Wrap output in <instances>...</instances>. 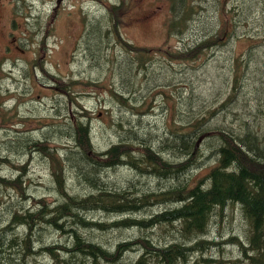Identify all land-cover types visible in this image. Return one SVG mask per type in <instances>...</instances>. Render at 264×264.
<instances>
[{"label":"trees","instance_id":"obj_1","mask_svg":"<svg viewBox=\"0 0 264 264\" xmlns=\"http://www.w3.org/2000/svg\"><path fill=\"white\" fill-rule=\"evenodd\" d=\"M217 1L222 2L223 11L232 4V0ZM170 9L167 30L179 35L188 29L190 20L204 8L201 0H171ZM126 11L125 3L109 6L108 16L115 31H110V36L104 40L108 51L114 40L112 44L119 47V52L124 50L131 57L132 62L125 61L121 65L127 66L126 69L119 68V83L115 87L114 79L109 84L101 79L78 82L94 87V94L98 92L106 99L109 96L112 102L124 108L122 110L136 118L144 116V119L140 121L126 114L121 119H114L120 140L102 152L94 149L90 137L91 118L85 117L88 111H84L82 106L78 109L73 105V111L78 115L70 133L73 147H62L59 154L48 146L49 137L38 139L28 136V131L24 130V143L15 144L17 147L7 149V153L16 157L24 154L27 161L28 156L43 159L50 166L56 195L62 198V202L58 203L57 197L54 200L46 196L36 197L26 190L25 184L28 183L24 175L27 161L17 163L20 168L14 171L16 174L12 177L0 176V187L17 192L18 196V204L8 210L5 220L0 219V264H125L122 261L125 255L129 259L127 264H192L193 259L197 260L195 264H264V140L259 138L264 134V109L261 106L264 102L259 101V97L252 102L255 112L258 111L254 114V121L250 122L254 128L241 120L240 117H245L242 112H227L231 107L238 106L232 88L242 80L250 55L247 59L244 58L246 54L233 57L229 64L232 75L228 80L222 79L211 91L205 90L204 96L196 95L192 82H182L185 91L180 92L173 112H168L164 91H151V87L158 85L164 76L152 81L142 76L148 74L146 67L151 61L148 52L132 46V50L136 51L133 53L129 49V41L118 29L120 12ZM236 13L240 17L238 24L231 29L227 27L230 31H223L227 38L235 32L236 25L240 28L248 17L240 14L238 9ZM228 14L231 15V12ZM231 23L229 21L227 26ZM244 33L255 37L250 31ZM262 34L263 38L256 40L264 51V28ZM220 43V35H213L188 47H181L179 50H183L171 54L170 60L186 62L187 65L197 64L199 60L213 61L208 52ZM132 68L138 71L133 69L135 77L130 76ZM262 80L264 84V77L254 83ZM244 81L246 86L247 80ZM134 82V91L125 96L118 94L120 90L131 88ZM141 84L147 86L149 94L138 90ZM260 90L263 94L264 85ZM75 94L72 90L71 94L62 95L60 104L63 100L65 104H79ZM81 94L86 95V91H81ZM142 94L143 98L140 97ZM156 97L164 101L163 105L156 101ZM224 99L225 102L219 105ZM157 109L166 119L165 125L147 119L151 110ZM143 128H148V131ZM156 139H163L162 146L156 145ZM211 144L216 146L211 148ZM77 158H81L88 168L78 167ZM72 160L74 163H71ZM0 162L5 166L9 165L7 163L14 164L7 158L0 159ZM68 166L79 183L83 182L84 188L92 191L91 194L79 197L71 191L72 187L67 182L70 179ZM105 169H120L128 174L126 176L133 174L132 181L126 188L113 185L97 175L98 171ZM142 173L159 183L152 192L162 198L149 200L147 195L133 196L137 191L146 192L139 184ZM166 200H169L168 204H164ZM155 202L159 207L165 205L168 208L150 214L147 209H151ZM229 208L235 215L225 213ZM96 211L123 216L112 222H99L89 216ZM139 212L144 213L141 218L135 215ZM235 216L241 226L236 224ZM216 223H221L222 230L231 226L234 231L227 234L225 241L230 249L217 253V244L210 237L211 228ZM51 228L61 235L60 242L44 241L43 232ZM125 229L139 233L136 232L131 240L116 241L114 238L107 242L108 246L92 240L95 234L109 231L116 235L117 231H121L122 236ZM162 241L166 243L161 244ZM212 253L215 255L210 256Z\"/></svg>","mask_w":264,"mask_h":264},{"label":"rangeland","instance_id":"obj_2","mask_svg":"<svg viewBox=\"0 0 264 264\" xmlns=\"http://www.w3.org/2000/svg\"><path fill=\"white\" fill-rule=\"evenodd\" d=\"M201 1L204 9L199 15L197 14L190 20L188 29L179 35L169 33L167 30V20L171 16V0H61L59 13H56V16H59V20L55 22L56 30H54V34L53 32L51 33L50 38H46L47 30L46 24H44L48 20L46 19L48 16H43L41 18L43 21H34V19L30 18L28 29L26 28L30 36L24 39V42H31L32 46L37 49V42L45 39L44 54L46 53L47 56L40 62L43 66L42 71L39 68L32 69L37 66L39 60L36 62L35 59H31L30 55L27 54L24 59H21L23 61L21 62L22 76L14 72L15 78L9 77L6 80L8 90H6L4 85L1 86L2 89L0 88V110L6 113L5 118L8 119V122L3 125L4 122L0 118V159L7 158L14 163H7L9 165L5 166V164L0 162V176L12 177V174L15 175L17 169L20 168L17 163L20 160L27 161L24 158V154L16 157L15 154L7 153L6 151L24 143V130L28 131V136L32 135L33 137H38V139L49 137L48 146L58 154L61 152L62 147L72 148L70 133L78 117L73 111V105L78 109L82 106L84 111L87 109L88 113L84 115L86 118H91L90 137L97 152L105 151L113 143L119 142L120 134L114 119H121L125 114L128 117L140 119V121L144 119V116L136 118L132 113L122 110L124 108L112 102L109 96L106 99L98 92L97 95L94 94V87H88L86 83L78 82V80L98 81L101 79L106 84H109L114 79L116 87L117 83H119L118 74L122 63H125V61L132 62L131 57L126 55L124 50L119 52V47L112 44L114 40L111 42L109 51L108 46L104 43V40L110 36V31H115L112 28L111 18L108 16V8L113 4L122 6L125 3L127 8L125 13L120 12V20L117 24L121 35L129 41V49L133 53L136 52L132 50L131 47L133 46L138 49H145L148 52L151 60L146 67L148 74L145 73L142 76L144 78L148 77V81L157 79V77L162 75L164 76L158 85L151 87V91L155 93L164 91L165 107L168 112H173V108L178 103L180 92L184 90L182 82H192L196 88V95L204 96L203 92L205 90L211 91L222 79L228 80L232 75V69L229 64L233 57L246 54L244 58L247 59L249 54L244 76L232 88V92L235 93L234 100L238 101V106L235 108L231 107L227 112L228 114L242 112L245 114V117H240L242 121H247L248 124L254 121V114L256 115L258 111L255 112L256 107L252 102L256 97H259V101L264 102V93L262 94V90H260L264 85L263 80L254 83V81L264 77V57H262L264 56V51L256 40L263 35L264 0H232V4L226 11L222 9V2L220 4L217 0ZM28 2H38L39 9H42L47 6L49 1L28 0ZM225 6L227 7L228 5ZM31 9L30 13L33 14ZM236 9L239 10L240 14H246L248 17L240 25L242 30L238 27L239 25H236L235 32L231 31L233 34L227 38L223 31H230L228 28L231 29L234 24H238L240 19L237 16ZM229 12H231V15L228 14ZM229 21L232 23L227 26ZM246 31L252 32L255 37H250V34L244 33ZM213 35H220L221 37V43L208 52L213 61L203 62V60H199L197 64L187 65L186 62L170 60L171 54L183 50H179L181 47H188V45H193ZM33 42L36 43L33 44ZM48 45H53L54 48H49ZM132 57L135 59L133 54ZM204 57H201V59ZM210 57L207 58L210 59ZM225 61H228V64H225ZM27 62H29L28 70L30 73L24 70V64H27ZM50 66L52 75H50L48 69ZM124 67L125 69L127 68L124 65L121 69ZM248 68L249 71L247 70ZM133 69L135 70V68ZM134 70L130 73L131 77H135V71L137 70ZM33 75H36V78L33 79ZM70 80L74 81L69 82ZM244 80H247L246 86ZM2 81L3 77L0 75V84ZM135 89L136 84L134 82L131 88L124 91H116L118 94L125 96L126 93ZM72 90L77 93L75 97L79 99V104H76V102L74 104H65V100H63L62 105L60 104L61 102L58 104V100H61L62 95H69ZM138 90L144 94H149L146 85H139ZM57 91L59 93L56 94ZM81 91H86V95H82ZM143 96V94L140 95L141 98ZM240 96L241 98H239ZM156 101L163 105L164 101L161 98L156 97ZM224 102L225 99L219 105ZM263 105L264 103H261L262 109H264ZM120 106L123 105L121 104ZM149 113L147 112V114ZM168 116L171 118V114ZM147 119L155 120L159 124H166V119L161 114L160 109L151 110V115H148ZM222 121L223 119L219 122L221 123ZM250 125L254 128L252 124ZM147 129L143 128L142 130L146 132L148 131ZM152 132L155 134L153 130ZM257 134L260 135L259 132ZM259 138L264 140V134L263 137ZM163 139L165 140L167 137H163ZM163 139H160V141L156 139V145L162 146L161 142ZM38 143L40 144V142ZM249 143L251 142L249 141ZM211 145V148L216 146V144ZM156 149L160 148L156 146ZM67 151L65 155H67ZM28 159L26 162V174L24 175V180L28 183L25 184L26 190L36 195V197L38 195L46 196L50 200H54L57 197L58 201H60L58 203H61L62 198L56 195V186L52 182L50 166L39 156L34 158L28 156ZM75 162L78 167L88 168L81 158H77ZM71 163H74V161L72 160ZM71 167L73 168V166ZM67 170L70 175V179L67 182L72 187L71 191L75 195L84 197L92 193L89 188H84L83 182L79 183L75 173L69 166ZM133 171L136 172L135 170ZM97 175L111 181L113 185H121V187L125 188L132 181L133 176V174L126 176L128 174L120 169H116V171L100 170ZM140 177L139 184L146 192L137 191L133 196L147 195L149 200L162 198V196L152 192L154 187L159 184L157 181L152 180L153 178L150 179L144 173ZM17 201V192L14 193L10 189L0 187V206H2L0 208V219L5 220L7 218L8 210L14 209L16 204H18ZM168 202L169 200H166L164 204H168ZM167 208L165 205L159 207V204L155 202L151 209L149 207L147 211L150 214H156ZM225 213L229 216L234 214L231 213L230 208L226 209ZM142 214L144 213L139 212L135 215L140 217ZM89 216L99 222H112L123 215L96 211L90 213ZM235 219L237 221L236 224H239V219L236 216ZM220 225L221 223H216L211 228L210 237L217 244L215 253L222 249H230L229 244L225 243V241L228 239L227 234L234 232L231 226L228 230H222ZM52 228L43 232L44 241L48 240L47 242L53 243L57 240L60 242L61 235L55 233ZM155 231L158 232L157 229ZM109 232L104 234L97 233L92 240L106 243L108 246L109 243L107 242H111L114 238L117 239L116 241L121 239L131 240L135 238L136 232L139 233L137 230L127 231L125 229L122 230V236H120L121 231H117V235L111 231ZM165 243V241H162L161 244ZM189 245H193V243ZM213 255L215 254L212 253L210 256ZM128 260V255H125L122 261L127 264ZM41 261L47 263L45 259H41ZM196 262L193 259L191 263L195 264Z\"/></svg>","mask_w":264,"mask_h":264},{"label":"flooded vegetation","instance_id":"obj_3","mask_svg":"<svg viewBox=\"0 0 264 264\" xmlns=\"http://www.w3.org/2000/svg\"><path fill=\"white\" fill-rule=\"evenodd\" d=\"M46 7L39 9L38 2L29 3L28 0H0V75L3 79L13 78L14 72L18 75L21 74V59L28 54L31 59L37 57L43 59L46 58L45 39L40 40L37 43L38 49H35L31 42H24V39L29 38L30 33L27 31L30 18L34 21H43V16H48L46 24L47 36L50 38L51 33L56 30V23L59 20V7L61 0H48ZM30 8L33 14L30 13ZM50 17V18H49ZM27 28V29H26ZM18 33V34H16ZM36 42H33V44ZM49 48L54 46L48 45ZM30 62V61H29ZM27 64H24V70L29 72ZM25 63V61H24ZM36 69V67L32 68ZM30 73V72H29ZM3 84H0V88ZM2 89V88H1Z\"/></svg>","mask_w":264,"mask_h":264}]
</instances>
